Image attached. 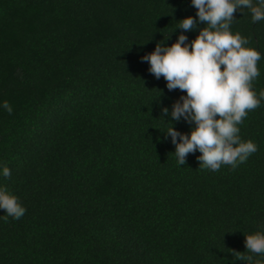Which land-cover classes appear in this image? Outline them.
I'll return each instance as SVG.
<instances>
[{
	"label": "trees",
	"instance_id": "1",
	"mask_svg": "<svg viewBox=\"0 0 264 264\" xmlns=\"http://www.w3.org/2000/svg\"><path fill=\"white\" fill-rule=\"evenodd\" d=\"M196 11L191 0H0V102L13 108H0L11 170L0 185L27 210H0V264H244L235 252L264 264L245 249L264 230V101L239 125L258 146L245 163L213 172L196 151L180 166L164 132L194 124L162 108L186 93L141 60ZM241 11L231 31L264 57V20Z\"/></svg>",
	"mask_w": 264,
	"mask_h": 264
},
{
	"label": "clouds",
	"instance_id": "2",
	"mask_svg": "<svg viewBox=\"0 0 264 264\" xmlns=\"http://www.w3.org/2000/svg\"><path fill=\"white\" fill-rule=\"evenodd\" d=\"M191 5L197 10L196 17L179 21L176 28L183 31L175 42L171 46L163 40L157 42L141 60L149 64L148 71L156 79H165L169 91L186 93L172 104L171 110L162 108L163 117L194 124L188 134L177 131L172 123L164 132L175 147L178 164L184 165L189 154L199 151L198 160L204 169L215 172L225 165L235 169L258 150L253 141L241 139L239 125L264 101V91H253V81L261 75L257 64L264 57L247 47L249 40L233 33L231 25L234 13L245 8L251 10L253 23L264 20V0H191ZM201 22L206 26L189 42L184 32L196 30ZM0 108L9 114L13 111L8 101L0 102ZM0 176L10 177L11 170L0 166ZM0 210L16 220L27 211L3 185ZM245 249L264 256V230L245 235ZM235 253L236 260L244 264H261L253 261L252 255Z\"/></svg>",
	"mask_w": 264,
	"mask_h": 264
}]
</instances>
